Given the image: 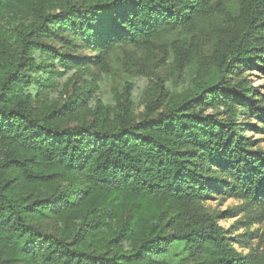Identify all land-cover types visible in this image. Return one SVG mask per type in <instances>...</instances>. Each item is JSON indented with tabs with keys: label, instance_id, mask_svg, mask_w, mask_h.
<instances>
[{
	"label": "trees",
	"instance_id": "trees-1",
	"mask_svg": "<svg viewBox=\"0 0 264 264\" xmlns=\"http://www.w3.org/2000/svg\"><path fill=\"white\" fill-rule=\"evenodd\" d=\"M228 1L0 0V264H264L194 207L220 193L264 210V148L245 134H264V80L243 75L264 79V0ZM216 11L227 28L210 63L159 109L138 111L130 82L112 104L88 103L92 81L43 97L47 74L104 69L115 47L148 50ZM150 199L188 212L168 230Z\"/></svg>",
	"mask_w": 264,
	"mask_h": 264
},
{
	"label": "rangeland",
	"instance_id": "rangeland-1",
	"mask_svg": "<svg viewBox=\"0 0 264 264\" xmlns=\"http://www.w3.org/2000/svg\"><path fill=\"white\" fill-rule=\"evenodd\" d=\"M228 3L233 5V0H229ZM226 25L227 20L216 11L211 17L201 21L188 35L178 30L163 33L148 50L131 45H119L109 53L108 66L104 69L89 64L81 72L69 69L58 75L55 72L47 74L51 84L46 88L43 97L50 101H61L74 92L76 87L72 84L73 80H76L77 87L84 81H92L93 87L86 98L88 103L90 105L95 102L112 104L115 97L120 95L125 83L130 82L133 86L132 97L138 111H143L150 100H157L159 109L170 94L192 87L190 77L197 69L202 70L208 66L212 47L224 35ZM188 43L193 47L191 59L185 69L180 72L177 68L178 59H182L180 47L186 48L189 46ZM54 45L60 48L62 42L56 41ZM69 51L91 59L95 55L92 51L83 48ZM59 68L60 66L54 67L57 70ZM243 75L252 85L262 86L264 79L258 71H245ZM211 111V108L207 110L209 113ZM247 122L254 123L253 120ZM255 125L258 126L257 123ZM245 134L255 139L257 146L264 148L263 133L249 130ZM147 204L158 209L166 206L162 222L168 220V230H171L170 225L183 219L188 212L184 207L171 201L150 199ZM124 206L125 204L122 207ZM251 206L250 208L240 199L216 193L194 207L198 211L219 214L217 222L232 237L231 242L237 251L242 254L253 252L261 255L264 254V210L258 205ZM137 207L140 206L135 204V208ZM113 208L116 210L114 205ZM119 211V209L116 210L118 215ZM124 213L125 211L123 215Z\"/></svg>",
	"mask_w": 264,
	"mask_h": 264
}]
</instances>
